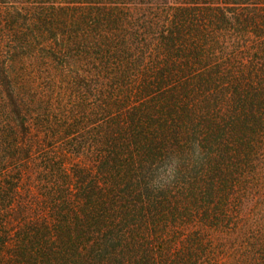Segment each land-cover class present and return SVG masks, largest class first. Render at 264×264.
I'll return each instance as SVG.
<instances>
[{
    "label": "trees",
    "instance_id": "obj_1",
    "mask_svg": "<svg viewBox=\"0 0 264 264\" xmlns=\"http://www.w3.org/2000/svg\"><path fill=\"white\" fill-rule=\"evenodd\" d=\"M258 199L264 0H0V264H264Z\"/></svg>",
    "mask_w": 264,
    "mask_h": 264
},
{
    "label": "rangeland",
    "instance_id": "obj_2",
    "mask_svg": "<svg viewBox=\"0 0 264 264\" xmlns=\"http://www.w3.org/2000/svg\"><path fill=\"white\" fill-rule=\"evenodd\" d=\"M16 1H27V0H16ZM204 1L221 3V0H165V2L172 5H175L177 3H184V2H204ZM262 204H263L262 199H258L257 201L256 200L250 201L244 208L243 215L247 218V220H252L260 213H263L264 215V207ZM212 234L219 239L225 237L222 232H218V231H213Z\"/></svg>",
    "mask_w": 264,
    "mask_h": 264
}]
</instances>
